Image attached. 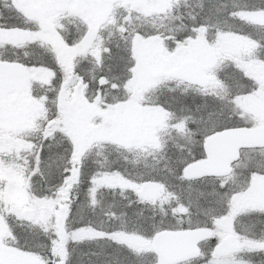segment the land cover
<instances>
[{
  "label": "snow or ice",
  "instance_id": "snow-or-ice-1",
  "mask_svg": "<svg viewBox=\"0 0 264 264\" xmlns=\"http://www.w3.org/2000/svg\"><path fill=\"white\" fill-rule=\"evenodd\" d=\"M31 2L0 0V32L28 37L19 45L3 43L0 47L36 46L46 52L36 62L3 55L0 62L46 68L50 73V83L41 91L46 96L47 118L37 140L19 159L5 161L20 183L17 187L0 179V250L8 246L34 254L35 264H85V256L87 264H173L164 252L147 249L160 237L207 232L197 242L203 254L182 264H264V207H237V198L253 181L264 180V143L242 148L233 143L256 123L238 108L236 98L264 90V79L257 83L246 74L247 64L234 59L237 53L226 47L229 40L245 37L252 43L243 60L264 64V38L258 39L243 27H221L222 22L243 26L250 16H264V0L242 5L204 0L199 11L185 0L173 3L171 10L158 18L133 11L127 13L125 26L119 29L123 46L105 40L103 26L91 19H81L77 34L69 36L56 27L59 16L51 21L41 18L29 11ZM59 6L68 5L61 2ZM181 7L186 11L177 15ZM120 15L126 13L122 10ZM144 19L160 23L151 28L135 23ZM177 19L182 21L179 27L174 24ZM256 27L264 30V24ZM53 30L55 34L47 38ZM136 41L158 47L169 77L149 101L162 110L151 142L122 135L112 119L111 109L121 102L120 90L112 85L129 82L141 69ZM194 48L202 49L205 56L198 70L181 63ZM224 64L230 68L228 75L222 74ZM189 91L212 97L198 106V115L184 114L190 113L184 103ZM61 96L78 103L85 112L93 111L89 125L98 127L86 125L84 137L68 133L72 113L57 106ZM178 139L184 145L169 155L168 141ZM105 144L120 156L130 157L134 171L111 159L110 154L97 162L94 158L101 155L98 150ZM241 156L247 160L242 161ZM13 191H20L31 207L14 208L9 199ZM107 192L123 199L105 206L102 197ZM144 207L152 214L127 211ZM240 218L251 221L245 233L235 231ZM17 219H26L35 231L21 234L13 227ZM137 239L144 241V246L135 245ZM92 244L98 247L85 252L82 246ZM0 264L7 262L0 257Z\"/></svg>",
  "mask_w": 264,
  "mask_h": 264
},
{
  "label": "rangeland",
  "instance_id": "rangeland-1",
  "mask_svg": "<svg viewBox=\"0 0 264 264\" xmlns=\"http://www.w3.org/2000/svg\"><path fill=\"white\" fill-rule=\"evenodd\" d=\"M174 1L178 2V0H115V3L112 5V7L103 6L101 7V10L95 12L94 15L91 14V16H87L83 19L95 20L98 24H104V22L110 23V20L106 19L111 11L115 13L118 12V14L122 10L125 13L134 11L143 15H150L153 13H160L156 10L160 9L161 4L170 6L172 3H174ZM188 4L191 6V2ZM125 5H130L131 7H125ZM249 21L259 25L264 24V16L253 15L249 17ZM250 45V41L242 37L238 40H229L226 44V47L237 53L234 59L240 60L242 63L247 64L248 72L246 74H250L251 77L258 83L260 80L264 79V64L259 61L243 60V57L249 54ZM135 51L136 54H138L141 58V69L140 72L134 77V80L128 82L124 87L125 90L127 89L130 92V99L132 100L114 106L111 109L112 119L115 122L116 130L122 135L130 138H139L144 142H151L155 139V130L162 120V110L150 106H141V103L148 88H153L157 85H160L161 83L164 84V82H166L164 80L166 77H159V79L153 78L154 73L166 71V69L160 60L159 49L154 44L136 41ZM186 59H196L204 63L205 56L202 49L194 48L182 59V61ZM222 71H224L223 75H228L230 69L228 72L225 70ZM31 81L49 84L50 73L46 70H39L37 73H34L33 79ZM171 86L174 85L170 84V87ZM19 98L20 100L17 104L11 105V108L13 109L12 117H8L7 113L4 114L3 110L0 111V129L4 130L1 131V133L4 135L9 133L21 135V133L24 131L28 132L30 129L34 130L36 133L39 132L37 124L35 123V119L39 117L40 110L43 109L41 106L42 103L32 100L28 92L20 94ZM9 103L11 104V102ZM184 103L186 107L190 109V112L193 115L199 114L197 112V108L201 105L197 104L198 101L196 91H189ZM0 104H2V101H0ZM236 104L243 114L256 121L255 125H261L264 123V90L257 89V91L251 95H240L236 98ZM69 109H71L72 114L67 125V132H75L80 134L82 137L86 136L88 133V127H86V125H89V122L94 117L95 113L91 110L87 112L83 111L79 107L78 103H74V101H68V107L65 111H68ZM89 126L98 127V125ZM16 140L17 144H21V146L24 145L22 138H18ZM13 141L14 140L11 139V142ZM11 142L7 140L6 137L0 136V155L9 152L10 146L13 145ZM183 145L184 141L182 139L175 141L169 140L168 148L171 151V155L173 153L179 152L180 147ZM163 162L164 161H160V163ZM0 179H8L9 183L17 185V187L20 183L15 171H10L7 173L4 172V170H1ZM251 188L252 189L251 191L249 190L248 194L240 195L237 198V207L239 209H246L253 206L264 207V182H255L254 180ZM9 199L13 203L14 208L31 207L30 202L23 197L20 191L11 192L9 194ZM256 203H259L260 205ZM244 221L246 220H243L241 223ZM241 223L239 219L236 221L235 231L239 233L247 232L249 228H243ZM230 227L229 233L231 234V222ZM0 257H2L7 262V264H35L37 259L33 254L20 253L18 250L9 248L8 246H5L2 250H0Z\"/></svg>",
  "mask_w": 264,
  "mask_h": 264
},
{
  "label": "flooded vegetation",
  "instance_id": "flooded-vegetation-1",
  "mask_svg": "<svg viewBox=\"0 0 264 264\" xmlns=\"http://www.w3.org/2000/svg\"><path fill=\"white\" fill-rule=\"evenodd\" d=\"M85 2L88 5L87 10L85 11L83 16H91L95 14V12H98L101 10V5H98L96 3V0H85ZM67 4V7H63L62 10L58 9L59 3L58 0H33V2L30 3L29 11L35 12L38 14V12L43 11L46 18H48L50 21L55 19L56 16H59L60 19L56 20V27L60 28L63 32H65L69 36H75L77 34L78 25L81 22L82 15L79 16L74 11L78 6V0H69L64 2ZM53 5H56L53 7ZM55 31V30H54ZM54 33V32H53ZM48 34L49 39L52 38V36L55 34ZM27 34H18L16 32H0V44L3 43H11V44H21V42L25 39H27ZM62 44V42H60ZM0 55H3L4 57H11V58H19L23 62H36L43 59V57L46 55V52L44 51L43 47H17V48H2L0 47ZM7 63V62H3ZM12 64H19L24 67L23 63H12ZM27 72V87L24 92H17V91H10L8 93H5L3 95H0V100L2 101V104H0V111L3 110L4 114L7 113L8 117L13 116V109L11 108V105L17 104L20 100L19 96L20 94L28 92L29 94L34 91L33 88V82L30 80L33 79L34 73H37L39 70H44L46 68H26ZM11 102V104L9 103ZM261 125H264L261 124ZM259 125V126H261ZM259 158V157H257ZM242 161H246L247 157L241 156ZM1 170H4V172H10L13 171L12 167L8 168H0ZM240 170L243 171L241 168ZM239 172V169H237ZM255 182H264V180L256 179ZM253 185V183H252ZM252 187V186H251ZM249 188L251 191L252 188ZM248 193V192H246ZM260 205L259 203H256Z\"/></svg>",
  "mask_w": 264,
  "mask_h": 264
},
{
  "label": "trees",
  "instance_id": "trees-1",
  "mask_svg": "<svg viewBox=\"0 0 264 264\" xmlns=\"http://www.w3.org/2000/svg\"><path fill=\"white\" fill-rule=\"evenodd\" d=\"M183 2H185V0H179L178 1V3H183ZM189 2H191V7L193 9H195L196 11H199L198 5L200 3H202V2H204V0H186L187 4ZM224 2H229V3H232V4H236V5H242V4L251 2V0H217V3H224ZM161 8H163V9H161L162 12L159 13V14H156L155 17L158 18L161 14H166L168 11L171 10V7L162 6ZM185 11H186V9L181 7L180 11H179V13L177 15H183L185 13ZM152 17H154V16H152ZM141 23H143V26L145 28H151L153 23H160V21L158 19L155 20V21L146 19V20L141 21ZM181 23H182V21L179 20V19H177L174 22L176 27H179L181 25ZM183 23L187 24L188 21L184 20ZM221 27H223L225 30H227L229 28H240V27H243V30L245 32L251 33L252 35L256 36L258 39L259 38H264V30H260L259 28L256 27V25H253L251 23H248V24H245V25L241 26L239 24H233L232 22H222L221 23ZM114 42L122 44V37H121V33L120 32H119L118 36L114 37ZM90 68H91V66L89 65L88 69H90ZM124 84H125V82L116 81V83H114L112 85V87L118 88L120 90L118 92V94L121 97V102L130 99V95L125 93ZM171 87H175V85L171 86ZM196 93H197V101H198L197 104L198 105L202 106L206 101H210L212 99L211 96L204 97L203 94H200L198 92H196ZM108 95H109V99H111L112 93H109ZM156 95H159V93H157ZM154 99H155V95L150 100H154ZM102 102L103 101L101 100V103ZM187 114H192V113L191 112L190 113H186V115ZM34 141H36V140H34ZM98 151L100 152L101 155L94 158L97 162L102 161L103 156L105 154H110V158L111 159H113V160L118 159L120 164H126L130 171H134V168H133L132 164L129 162L131 158L130 157H125V156H120L119 153L116 151V149L114 147H112L111 145L105 144ZM169 155H171V151L170 150H169ZM160 167H164V162L160 163ZM122 199L123 198L121 196H119L118 194L117 195H113V193H111V192L105 193L104 196L102 197V201H103V204L105 206H107L108 204L112 203L113 201H120ZM134 210L135 211H143V213L145 215H151L152 214L151 209H149L147 207L127 209V211L129 213H131ZM98 211H99V209H98ZM5 227H6V225H5ZM13 227L17 231H19L21 234H23V235H29V234H31V233H33L35 231V229L33 228V226L30 223H26V222H24L22 220H18V219L13 223ZM8 235L11 236V233L9 232ZM21 243H23V241ZM133 243L135 245H137V246H144L145 242L142 241V240L137 239L136 241H133ZM100 244L103 245L104 242L101 241ZM82 247H83L84 251L87 252L89 250V248L96 249L98 247V245L97 244H92V245H84ZM147 250L152 251L151 247L148 248ZM120 258L122 259L123 255H121ZM87 259H88V257L85 256L84 257L85 264H87Z\"/></svg>",
  "mask_w": 264,
  "mask_h": 264
},
{
  "label": "water",
  "instance_id": "water-1",
  "mask_svg": "<svg viewBox=\"0 0 264 264\" xmlns=\"http://www.w3.org/2000/svg\"><path fill=\"white\" fill-rule=\"evenodd\" d=\"M105 1L107 0H99V2ZM182 65L192 70H198L202 66L197 61H186ZM12 70L8 66L0 65V92L17 85H23L25 73L17 69L15 70V74L16 76H20V78L12 77L9 74ZM161 76H166L165 72L155 74V77ZM58 103L60 108H66V99L64 96L59 97ZM233 143L240 148L246 145L264 143V128L247 131L245 135L236 137ZM148 195H156V193H148ZM24 220L27 221L26 219ZM206 235L207 232L190 233L187 235H168L158 238L153 247L156 253L164 252L173 261V264H180L199 255L200 251L197 242L203 240Z\"/></svg>",
  "mask_w": 264,
  "mask_h": 264
}]
</instances>
